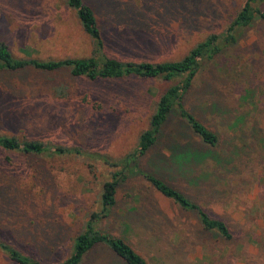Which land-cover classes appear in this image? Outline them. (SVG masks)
I'll use <instances>...</instances> for the list:
<instances>
[{
	"label": "rangeland",
	"instance_id": "374dc122",
	"mask_svg": "<svg viewBox=\"0 0 264 264\" xmlns=\"http://www.w3.org/2000/svg\"><path fill=\"white\" fill-rule=\"evenodd\" d=\"M84 1L98 18L109 56L153 63L180 60L209 35H226L246 3ZM238 33V43L202 61L186 97V104L218 134L216 150L233 157L231 168L210 162L217 180L203 187L159 173L212 217L225 220L232 238L206 231L197 214L181 212L172 199L137 175L121 184L113 214L96 226L122 236L121 218L133 210L135 230L126 238L150 264H160L154 256L159 237L175 229L184 242L180 245V237L174 244L180 254L164 257L165 264H264V23L257 21ZM0 40L17 57L84 58L94 49V41L65 0H0ZM179 81L137 75L90 79L68 69L34 67L0 72L1 135L87 153L0 147V240L41 264H61L91 214L101 209L104 184L116 171L106 159L120 160L136 150L161 95ZM180 124L173 112L165 130ZM186 135L185 144L197 143L193 132ZM159 152L167 149L154 147L139 158L144 170H150L148 161ZM0 264L19 263L0 249ZM81 264L126 263L98 245Z\"/></svg>",
	"mask_w": 264,
	"mask_h": 264
},
{
	"label": "trees",
	"instance_id": "16d2710c",
	"mask_svg": "<svg viewBox=\"0 0 264 264\" xmlns=\"http://www.w3.org/2000/svg\"><path fill=\"white\" fill-rule=\"evenodd\" d=\"M65 1L67 7L76 12L81 26L94 41L93 53L84 58L68 56L49 59L17 57L10 47L0 40V72L5 69L19 70L34 67L46 71L68 69L74 76H86L90 79L137 75L162 77L167 80L178 78L180 81L171 85L161 95L157 109L151 117L150 127L141 134L136 150L120 160L106 159L109 164L116 167V171L112 179L104 184L101 209L91 214L85 230L76 236L71 254L61 264H81L98 245L107 247L126 264H150L147 258L126 238V236H132L135 230L131 223L133 210L128 211L122 218L120 217L125 222L122 236L103 231L96 226L97 221L113 214L117 205V192L121 184L137 175L144 176L151 186L165 197L172 199L181 212L197 214L203 229L217 232L225 239H231L232 232L225 220L212 217L202 204L183 190L169 184L159 173L168 172L171 176L188 180L192 185L203 187L205 182L209 184L212 181L214 184L217 180V177H214L215 172L209 166L210 162H214L223 169L231 168V158L233 157L225 156L216 150L219 143L218 134L200 120L191 107L186 104V97L193 88L202 61L216 57L222 54L226 47L238 43L241 38V33H238L239 29L251 26L257 21L264 23V10L261 8V3L264 0H246L226 35H209L197 43L182 59L159 63L122 61L109 56L106 53L102 29L93 8L84 0ZM173 112H176L181 120L180 127L166 132L165 125L169 122ZM187 131L193 132L198 138L197 143H184ZM0 147L8 150L22 149L31 153L87 154L78 147L56 146L50 148L39 141L23 140L17 136L1 134ZM154 147H165L167 152H159L152 157L148 161L150 170H144L140 165L139 158ZM174 170H177V173H174ZM207 187L209 186L207 185ZM154 231L156 230L154 229ZM180 237L182 238L181 245L184 239L176 229L171 234L166 233L164 239L159 237V246H154V256L158 263L165 264L164 257L174 258L175 254H180V249L174 248V244ZM153 238L156 239V236ZM166 245L169 246L168 250L165 249ZM0 249L8 252L10 258L19 264H41L40 261L23 254L16 247L1 240Z\"/></svg>",
	"mask_w": 264,
	"mask_h": 264
}]
</instances>
